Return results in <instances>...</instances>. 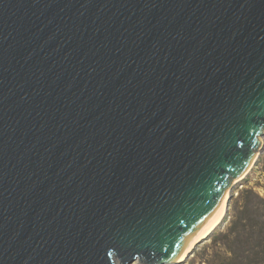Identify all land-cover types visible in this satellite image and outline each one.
I'll list each match as a JSON object with an SVG mask.
<instances>
[{"label":"water","instance_id":"1","mask_svg":"<svg viewBox=\"0 0 264 264\" xmlns=\"http://www.w3.org/2000/svg\"><path fill=\"white\" fill-rule=\"evenodd\" d=\"M263 138L264 0H0V264H184Z\"/></svg>","mask_w":264,"mask_h":264},{"label":"trees","instance_id":"2","mask_svg":"<svg viewBox=\"0 0 264 264\" xmlns=\"http://www.w3.org/2000/svg\"><path fill=\"white\" fill-rule=\"evenodd\" d=\"M227 215L229 226L215 237L217 251L207 264H264V197L244 189Z\"/></svg>","mask_w":264,"mask_h":264},{"label":"rangeland","instance_id":"3","mask_svg":"<svg viewBox=\"0 0 264 264\" xmlns=\"http://www.w3.org/2000/svg\"><path fill=\"white\" fill-rule=\"evenodd\" d=\"M244 189H252L261 197H264V138L258 150L255 164L252 166L246 176L235 186L233 192L234 197L231 202L230 209L234 207L237 200L239 199L240 192H242ZM230 221L231 216L225 215L223 221L212 233V235L204 243L200 244L196 248L193 255L190 256V258L184 264H207V262L213 258L214 253L217 251L215 237L227 230ZM133 264L141 263L135 262Z\"/></svg>","mask_w":264,"mask_h":264},{"label":"bare ground","instance_id":"4","mask_svg":"<svg viewBox=\"0 0 264 264\" xmlns=\"http://www.w3.org/2000/svg\"><path fill=\"white\" fill-rule=\"evenodd\" d=\"M255 159H257V155H256V157H255ZM229 194H230V192L229 191H227L226 192V194H225V196H224V201L228 204V198H229ZM226 211H227V205L225 206V213L223 214V216L219 219V221L211 228V230L203 237V239L200 241V242H202V241H205V240H207L211 235H212V233L217 229V227L221 224V222L223 221V219H224V216L226 215ZM199 242V243H200Z\"/></svg>","mask_w":264,"mask_h":264},{"label":"snow or ice","instance_id":"5","mask_svg":"<svg viewBox=\"0 0 264 264\" xmlns=\"http://www.w3.org/2000/svg\"><path fill=\"white\" fill-rule=\"evenodd\" d=\"M108 255H109V256H111V255H112V253H111V252H109V253H108ZM121 258H123V257H121Z\"/></svg>","mask_w":264,"mask_h":264}]
</instances>
